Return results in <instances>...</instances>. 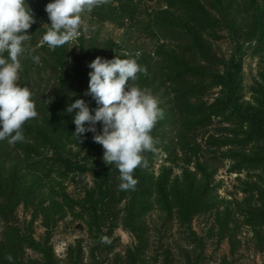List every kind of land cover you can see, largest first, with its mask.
Returning a JSON list of instances; mask_svg holds the SVG:
<instances>
[{"label": "trees", "instance_id": "trees-1", "mask_svg": "<svg viewBox=\"0 0 264 264\" xmlns=\"http://www.w3.org/2000/svg\"><path fill=\"white\" fill-rule=\"evenodd\" d=\"M0 6L27 22L0 36V264H63L52 239L68 219L85 225L89 241L71 245L64 264H146L156 212L194 240L195 220L207 218L232 257L247 229L264 254V0ZM76 13L125 30L124 42L72 39L65 20ZM136 32L153 50L125 41ZM226 34L229 56L215 50ZM249 59L258 72L248 98ZM224 169L242 199L219 194ZM22 207L30 220L19 219ZM119 229L136 239L124 253Z\"/></svg>", "mask_w": 264, "mask_h": 264}, {"label": "rangeland", "instance_id": "rangeland-1", "mask_svg": "<svg viewBox=\"0 0 264 264\" xmlns=\"http://www.w3.org/2000/svg\"><path fill=\"white\" fill-rule=\"evenodd\" d=\"M144 1L148 6H158V0ZM26 23L23 15L18 10L15 9L11 14L6 15L3 6H0V36L19 32ZM65 24L66 31L72 39L85 34L96 37L101 41L124 42L125 30L111 23L100 24L88 14L76 13L70 15L66 18ZM141 34V32H136L134 35H127L125 41L129 40L137 47L141 46L149 51L153 50L154 44L144 37L142 38ZM225 37L223 41L215 45V50L223 56H229L233 42L230 34H226ZM257 69L256 60H247L245 65V87L248 98L249 89L257 76ZM6 77V72L0 68V80L6 79ZM161 163V161L157 162L155 171L159 170ZM217 179L218 182H222V188L219 190L222 198L232 199L236 196L242 199L240 185L236 180L237 175H230L224 169L219 173ZM85 183L92 185V177H86ZM68 186L69 191L74 195L81 190L73 182H69ZM18 216L22 222L30 220V214L27 215L23 207L19 209ZM148 218L149 230L147 235L150 237V245L146 249V264H189L188 259H190L191 264H222L226 258L233 261V264H264V254L255 251L252 243L253 237L247 229H244L241 236L242 243L235 257H232L228 240H219L216 234L210 232L212 223L205 217L196 219L193 224L194 230L198 233L196 240L192 239L185 230L180 229L176 222H169L166 218L160 217L157 212ZM35 232L37 239H41L44 236L45 230L41 222L35 224ZM116 237L120 240L117 249L119 253H124L126 248L136 244L135 237L123 229H119L116 232ZM78 240H84V245H88V232L83 223L72 222L68 219L62 222L55 230L52 244L57 257L63 264L67 257L68 248ZM168 251L169 253H167ZM167 255L170 256L169 260Z\"/></svg>", "mask_w": 264, "mask_h": 264}]
</instances>
